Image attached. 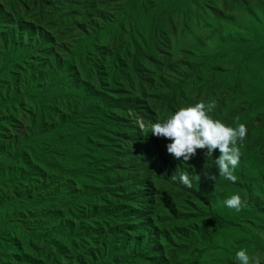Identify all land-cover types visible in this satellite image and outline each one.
I'll list each match as a JSON object with an SVG mask.
<instances>
[{
    "label": "rangeland",
    "instance_id": "obj_1",
    "mask_svg": "<svg viewBox=\"0 0 264 264\" xmlns=\"http://www.w3.org/2000/svg\"><path fill=\"white\" fill-rule=\"evenodd\" d=\"M9 1L12 0H0ZM15 2L17 12L54 38L55 47L53 56L49 55L42 65L36 64L34 57L27 62L26 58H21L23 62H20L19 53L10 59L15 62V66L9 65L13 75L4 74L11 84L10 95L6 96L7 83L4 85V81H0V100L12 96V100L17 101L13 104L0 102L1 191L7 186V178L13 184L12 178H17L22 171L15 163L18 161L12 159L17 153L14 147H19V152L29 149L33 158L40 162L33 166L61 179V185L53 184L51 188L62 195L92 182L86 172L87 176L73 180L71 175L58 173L59 170L70 172L87 168L90 162L105 158L97 149L102 144L100 122L104 121L102 106L105 102L92 94L83 96L75 92L72 97L85 100L84 108L76 111L72 101L67 106L71 110L67 120L57 121L46 131L34 127L31 136L27 134L28 119L37 106V100L28 102L25 94L31 92L25 89L31 78L42 79V89L51 88L55 94H67L70 81L63 77H66L64 67L68 59H73L76 66L85 71L82 75L89 92L93 91L92 87H99L103 92L116 83L126 89L119 91L123 101L129 98L128 94L131 99L134 97L140 87L136 76L140 74L143 92L137 98L139 106L146 105L150 114L146 118L136 109L127 110L125 116L131 126H126L125 130L137 126L144 137L151 130V124L165 122L181 108L213 100L216 108L209 113L213 119L234 128L245 124L248 130L246 139L238 144L242 155L234 172L238 177L235 183L219 176L214 161L220 155L218 149L209 159L206 150L198 149L190 161H180L192 166L195 175L202 176L204 190L195 191L191 199L185 195L188 191H179L181 199H175L178 191L170 181L163 177L156 181L159 186L157 199L165 218H171L169 213L175 205L182 211L185 226L179 230L188 227L194 216H203L202 226L208 231L207 244L203 248L206 251L196 254L199 259L183 249L175 254L180 257L179 264H238L236 252L240 249L247 250L250 256L261 257L264 262V0ZM9 12L12 21L8 23H11L15 13L10 9ZM4 24H0V30ZM39 58L42 62L43 56ZM148 59L151 64H147ZM8 64V60L5 62L1 58L0 72ZM18 91L21 100H26L25 104H21ZM114 93V90L104 92L112 99H115ZM82 103L76 106L81 107ZM126 108L124 104L122 114ZM140 123L145 125L143 131ZM170 142L167 140V144ZM169 156L173 162L178 161ZM205 164L211 173L217 174L215 184L201 174ZM234 194L247 201L248 206L240 212L224 203ZM47 202L38 206L36 202L21 203L15 198L1 200L0 234L2 220L21 226V214L31 212L35 217L38 208L48 205ZM210 204H214L221 220L210 214ZM253 205L259 206L260 213L254 212ZM183 237L181 234V240ZM4 250V245L0 244V257H7Z\"/></svg>",
    "mask_w": 264,
    "mask_h": 264
},
{
    "label": "trees",
    "instance_id": "obj_2",
    "mask_svg": "<svg viewBox=\"0 0 264 264\" xmlns=\"http://www.w3.org/2000/svg\"><path fill=\"white\" fill-rule=\"evenodd\" d=\"M15 3V0L0 2V24L5 23L4 28L0 30V61L1 58L5 62L9 61L0 72V81H4V85L7 83L6 96L10 95L11 84L4 74L13 75L9 72V65L15 66V62L10 59L19 53L17 59L20 62H23L21 58H26L27 62L34 57L35 63L42 65L49 55L53 56L55 47L54 38L17 12ZM9 9L15 13V20L11 23H8L9 20L12 21ZM26 12L28 13V10ZM41 56L42 62L39 58ZM148 63L151 64L152 61L148 59ZM84 72L76 66L73 59H68L64 67L66 77H63L67 78L70 84L66 89L67 94L61 95L55 94L51 88L42 89V79H30L31 83L26 84L25 89L31 92L26 91L25 94L28 102L37 100V106L28 119L27 134L31 136L30 132L34 127L39 131H46L57 121L61 123L67 120L71 111L67 106L72 101L76 111L84 108L85 100L72 97L75 92L83 96L92 94L105 102L102 106L104 121L100 122L103 127L100 128L103 133L102 144L97 148L105 158L90 162L87 168L82 167L70 172L59 170L61 172L58 173L71 175L73 180L76 177H85L88 173L92 182L89 186L84 184L75 187L70 194L62 195L51 188L53 184L61 185V179L57 180L52 172L33 166L34 163L40 162L33 158L29 149L19 152L20 148L14 147L17 153L12 159L18 161L15 163L22 171L17 178H12L15 180L13 184L9 178L6 179L7 186L3 187V191L0 188V201L15 198L21 203L36 202L38 206L49 202L48 205L38 208L35 217L31 212L21 214V226L11 224L6 219L1 221L3 231L0 234V244L4 245L7 257H0V262L179 264L180 257H175V254L183 249L191 251L192 257H196V254L202 255L201 252L206 251L203 248L207 244L205 236L208 233L207 228L202 226L203 216H194L188 227L179 230L180 227H185L182 211L173 205L174 209L171 208L169 213L171 218H165L157 199L159 186L156 183L163 177L178 191L175 199H181L179 191H188L190 194L185 195L191 199V194L195 191L204 190L202 176L199 181L193 179L192 188H187L180 182L179 177L181 174L194 177V169L180 161L171 160L166 152V139L153 136L151 130L143 137L137 126L125 130L126 126H131L125 116L127 110L136 109L146 118L150 114L146 105L139 106L137 98L143 92V78L140 74L136 76L140 87L132 99L128 94L129 98L122 101L119 91L125 92L126 89L116 83L103 92L99 87H92L93 91L89 92L85 88V78L82 75ZM40 77L42 78L41 74ZM129 86L133 87L132 84ZM110 90L115 91V99L104 94ZM18 93L20 98V92ZM6 96L2 97L0 102L17 103L12 100V96L5 98ZM81 101L84 102L82 106H76V103ZM20 102L25 104L26 100L20 98ZM124 104L127 108L125 114H122ZM41 164L44 165L42 162ZM25 171L27 173H24ZM12 175L10 174V177ZM173 176L175 180L172 179ZM169 196L171 198L170 194ZM160 201L163 202V199ZM252 207L254 212L260 213L259 206ZM209 209L212 216L218 220L222 219L214 204H210ZM181 234L184 236L182 240ZM173 247L176 250H172ZM196 258L199 259V256Z\"/></svg>",
    "mask_w": 264,
    "mask_h": 264
},
{
    "label": "clouds",
    "instance_id": "obj_3",
    "mask_svg": "<svg viewBox=\"0 0 264 264\" xmlns=\"http://www.w3.org/2000/svg\"><path fill=\"white\" fill-rule=\"evenodd\" d=\"M215 108L214 100L208 103L201 101L194 106L181 108L165 122L151 124V134L171 141L166 145L167 153L184 163L195 157L198 149L206 150L207 159L212 158L213 153L218 149L220 155L214 160L217 172L220 177L235 183L238 177L234 172L239 166L242 155L238 144H242L246 139L248 130L245 124H239L234 128L213 119L209 113ZM139 127L143 131L145 125L140 123ZM201 174L207 181L215 184L217 174L211 173L206 164ZM172 179L175 180V176ZM179 179L184 186L192 188V180L199 181L200 175L196 173L194 177H190L188 174H181ZM224 203L236 212L248 206L247 201L239 194L232 195ZM261 260L259 256H250L245 249L236 252L238 264H261Z\"/></svg>",
    "mask_w": 264,
    "mask_h": 264
}]
</instances>
